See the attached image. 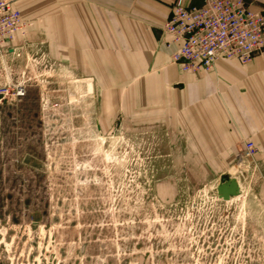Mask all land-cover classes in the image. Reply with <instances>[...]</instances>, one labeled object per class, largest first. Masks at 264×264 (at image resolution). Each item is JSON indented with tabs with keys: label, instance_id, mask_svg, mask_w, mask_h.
I'll return each instance as SVG.
<instances>
[{
	"label": "rangeland",
	"instance_id": "obj_1",
	"mask_svg": "<svg viewBox=\"0 0 264 264\" xmlns=\"http://www.w3.org/2000/svg\"><path fill=\"white\" fill-rule=\"evenodd\" d=\"M48 59L42 87L0 104V264H264L261 178L226 169L241 194L219 200L221 172L174 130L99 119L93 79Z\"/></svg>",
	"mask_w": 264,
	"mask_h": 264
},
{
	"label": "crops",
	"instance_id": "obj_2",
	"mask_svg": "<svg viewBox=\"0 0 264 264\" xmlns=\"http://www.w3.org/2000/svg\"><path fill=\"white\" fill-rule=\"evenodd\" d=\"M175 1L17 0L14 6L32 23L28 43L42 45L77 77L93 79L99 119H144L153 130H174L181 150L197 153L203 174L221 172L218 184L228 178L240 184L224 172L243 167L250 142L255 156L239 173L264 183V59L181 73L171 61L177 45L162 33ZM246 1L264 8V0ZM20 43L16 37L14 45ZM255 196L264 214V195Z\"/></svg>",
	"mask_w": 264,
	"mask_h": 264
},
{
	"label": "built area",
	"instance_id": "obj_3",
	"mask_svg": "<svg viewBox=\"0 0 264 264\" xmlns=\"http://www.w3.org/2000/svg\"><path fill=\"white\" fill-rule=\"evenodd\" d=\"M16 1L0 0V104L24 98L30 84L42 87L45 79L37 71H44L50 62L42 45L25 40L32 23L21 17ZM162 33L169 44L177 45L171 61L181 73L209 72L219 61L247 65L264 59V8H254L246 0H176ZM16 37L21 39L18 45ZM53 99L51 94H40L43 113ZM255 153L254 145L246 142L242 166L251 163Z\"/></svg>",
	"mask_w": 264,
	"mask_h": 264
},
{
	"label": "water",
	"instance_id": "obj_4",
	"mask_svg": "<svg viewBox=\"0 0 264 264\" xmlns=\"http://www.w3.org/2000/svg\"><path fill=\"white\" fill-rule=\"evenodd\" d=\"M216 196L219 200L228 202L229 200L239 197L241 194L240 187L234 178H228L216 186Z\"/></svg>",
	"mask_w": 264,
	"mask_h": 264
},
{
	"label": "bare ground",
	"instance_id": "obj_5",
	"mask_svg": "<svg viewBox=\"0 0 264 264\" xmlns=\"http://www.w3.org/2000/svg\"><path fill=\"white\" fill-rule=\"evenodd\" d=\"M239 185V187H240V189H241V186H240V184H238ZM240 197V196H239ZM239 197H236V198H239Z\"/></svg>",
	"mask_w": 264,
	"mask_h": 264
}]
</instances>
